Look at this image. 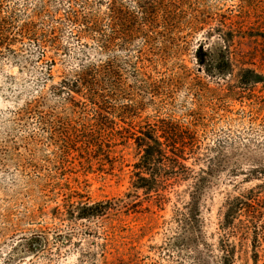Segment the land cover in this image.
<instances>
[{
	"label": "rangeland",
	"instance_id": "rangeland-1",
	"mask_svg": "<svg viewBox=\"0 0 264 264\" xmlns=\"http://www.w3.org/2000/svg\"><path fill=\"white\" fill-rule=\"evenodd\" d=\"M166 1L171 22L149 46L139 36L111 53L82 23L98 16L109 32V0H0V264H225L227 251L231 264H264V2ZM213 18L232 19V42ZM197 19L208 24L192 30ZM201 51L229 68L198 72ZM109 57L125 92L107 107L76 95L73 106L59 83ZM184 66L190 78H179ZM135 100L143 106L119 107ZM160 119L190 127L194 146L186 175L155 192L135 185L133 140L106 128ZM106 200L108 214L77 218Z\"/></svg>",
	"mask_w": 264,
	"mask_h": 264
},
{
	"label": "trees",
	"instance_id": "trees-1",
	"mask_svg": "<svg viewBox=\"0 0 264 264\" xmlns=\"http://www.w3.org/2000/svg\"><path fill=\"white\" fill-rule=\"evenodd\" d=\"M244 8L255 9V3L252 0H240ZM264 2V0H262ZM174 4L166 0H135V9L130 10L124 5L122 0H109L104 16L108 19L109 32L100 30V17H89L82 21L86 27L87 32H95L98 34L97 43L101 44V48L105 52H115L117 48L123 44H127L135 40L137 37L144 36L145 46L150 45L149 32L154 31L158 27L167 26L171 22L174 11ZM79 17H73V21H78ZM216 22L218 30L223 35L224 41L232 42V27L233 22L231 18L225 20L212 19ZM208 24L207 20L197 19L193 25L192 30H200L204 25ZM229 31H226V30ZM3 45V43L1 44ZM203 57L199 58L198 72L204 70L207 76H215V71H221L229 68V65L223 66L216 63V60L211 58V54L204 53ZM208 54V55H207ZM208 56V58H205ZM230 67L232 69L231 61ZM143 72L138 73L142 76L144 81L143 89L151 93L152 96L159 94V82L151 80V76L146 73L145 67ZM245 73L254 76L252 83H258L261 80L260 75L254 70L245 69ZM242 71V72H243ZM181 76L179 78H190L192 73L184 66L181 69ZM243 72V73H244ZM123 75V67L121 62H118L114 57H109L106 61L100 64H82L80 68L73 72L71 78L63 80L59 83L60 90L67 91L68 100L74 106V97L80 96L94 107H107L110 99L114 95L124 93V88L119 86V80ZM260 78V79H259ZM113 95V96H112ZM141 100H135L131 105H121L119 107H142ZM104 130L100 126H96L92 136H96L99 130ZM109 132L115 131L114 135L120 137L122 140H133L140 154V161L135 163L134 177L137 188L159 192L164 189L171 180L183 178L186 175L185 167L181 160H186V154L193 150L194 138L192 136L190 127L180 125L177 121L160 119L154 123H145V125H130L115 129L114 127L106 128ZM89 137V136H88ZM94 154L99 153L101 147L95 141L88 143ZM73 150V149H71ZM188 176V174H187ZM187 178V177H186ZM114 203L111 200L101 201L94 205L84 204L77 207L79 212L77 218L92 219L99 218L108 214L114 208ZM71 214V213H70ZM73 216V213H72ZM224 263L231 264L233 256L228 251L224 254Z\"/></svg>",
	"mask_w": 264,
	"mask_h": 264
}]
</instances>
